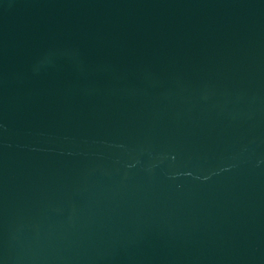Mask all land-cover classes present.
Wrapping results in <instances>:
<instances>
[{"label": "water", "instance_id": "95a60500", "mask_svg": "<svg viewBox=\"0 0 264 264\" xmlns=\"http://www.w3.org/2000/svg\"><path fill=\"white\" fill-rule=\"evenodd\" d=\"M0 264H264V0H0Z\"/></svg>", "mask_w": 264, "mask_h": 264}]
</instances>
